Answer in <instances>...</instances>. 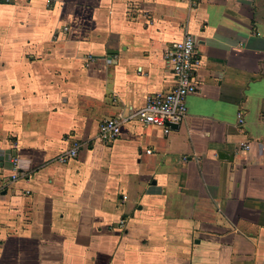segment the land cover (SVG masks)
<instances>
[{
    "label": "crops",
    "instance_id": "1",
    "mask_svg": "<svg viewBox=\"0 0 264 264\" xmlns=\"http://www.w3.org/2000/svg\"><path fill=\"white\" fill-rule=\"evenodd\" d=\"M187 33L184 124L100 141ZM0 194V264H264V0H0Z\"/></svg>",
    "mask_w": 264,
    "mask_h": 264
},
{
    "label": "built area",
    "instance_id": "2",
    "mask_svg": "<svg viewBox=\"0 0 264 264\" xmlns=\"http://www.w3.org/2000/svg\"><path fill=\"white\" fill-rule=\"evenodd\" d=\"M10 1V0H8ZM203 0H189L190 9H196ZM165 58L171 63L173 74L176 79L174 89L164 93H157L148 97L146 105L134 112L129 118L109 119L100 124L99 140L103 143H113L122 134V126L129 121H137L146 126L163 129L166 134L173 131L172 125L181 127L188 117L187 99L198 91L195 81V73L200 66V59L197 53L196 42L189 33L176 42L165 53ZM239 124L244 125L242 115H239ZM81 149L80 144H75L69 152L61 155L57 160L61 164H66L76 158ZM240 149L249 151L251 145L242 143ZM150 154L151 151H148ZM14 174L12 182L19 179L20 166L18 159L13 161ZM1 197V194H0ZM125 222L122 221L121 224Z\"/></svg>",
    "mask_w": 264,
    "mask_h": 264
},
{
    "label": "water",
    "instance_id": "3",
    "mask_svg": "<svg viewBox=\"0 0 264 264\" xmlns=\"http://www.w3.org/2000/svg\"><path fill=\"white\" fill-rule=\"evenodd\" d=\"M173 130H178L179 126L177 125H172L171 126ZM218 159L220 161H228V162H232L234 159V155L232 153H228V152H220L218 154Z\"/></svg>",
    "mask_w": 264,
    "mask_h": 264
}]
</instances>
